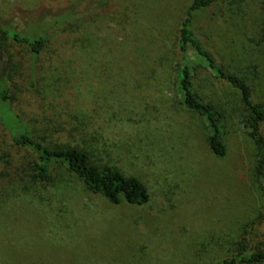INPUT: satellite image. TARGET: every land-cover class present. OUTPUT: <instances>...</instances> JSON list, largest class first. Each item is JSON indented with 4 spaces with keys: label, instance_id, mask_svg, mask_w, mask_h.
Masks as SVG:
<instances>
[{
    "label": "rangeland",
    "instance_id": "1",
    "mask_svg": "<svg viewBox=\"0 0 264 264\" xmlns=\"http://www.w3.org/2000/svg\"><path fill=\"white\" fill-rule=\"evenodd\" d=\"M190 1L107 0L92 10L85 0L83 23L55 25L67 0H0V29L49 37L33 56L0 35L6 113L43 145L84 149L137 177L149 196L111 204L61 167L35 182L33 157L0 127V264H214L241 234L264 232L242 113L227 110L217 157L200 119L177 104L174 41ZM195 24L224 66L264 85V0H215ZM196 79L202 95L218 96Z\"/></svg>",
    "mask_w": 264,
    "mask_h": 264
},
{
    "label": "trees",
    "instance_id": "2",
    "mask_svg": "<svg viewBox=\"0 0 264 264\" xmlns=\"http://www.w3.org/2000/svg\"><path fill=\"white\" fill-rule=\"evenodd\" d=\"M214 1L191 0L177 23L174 41L177 57L176 89L180 96L177 104L186 113L200 119L205 143L210 152L217 157L225 155L221 131L223 120L228 114L227 110L235 114L242 113L240 119L248 130L247 134L254 146L256 157L250 166L249 177L254 192L259 196L258 204L264 206V185L260 181L261 179L264 181V99L256 97L255 91L257 87L263 97L264 85L262 87L254 85L245 75L224 66L208 45L196 35L194 31L196 14L201 13ZM106 3L107 0H94L92 10H99ZM84 4L85 0H67L66 10L54 19L53 23L65 24L70 20L83 23V15H88L89 10ZM0 35L23 45L33 56L40 53L49 39L45 30L41 33L25 34L14 29L2 28ZM200 68L202 71L199 73ZM197 75L218 88V96L213 95V98H209L202 95L194 86ZM6 82V75H1L0 105L5 109L1 111L0 127L12 145L26 150L33 157L31 177L35 182L47 183L51 167H61L78 178L87 190L103 196L111 204H118L122 200L133 205L147 202L149 198L147 189L137 177L123 173L114 165L94 163L84 149L68 146L49 147L39 142L31 132L30 126L18 114L6 113L10 110ZM260 82L264 84L263 81ZM257 221L264 224V209L263 213L258 215ZM245 233L233 241V246L227 254L221 256L214 264H264V232L256 239L252 237L247 239Z\"/></svg>",
    "mask_w": 264,
    "mask_h": 264
}]
</instances>
